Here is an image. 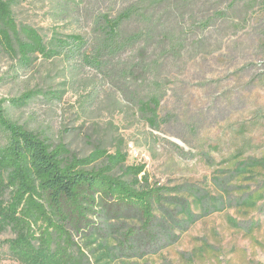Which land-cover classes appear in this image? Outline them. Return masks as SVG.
<instances>
[{
    "label": "rangeland",
    "instance_id": "rangeland-1",
    "mask_svg": "<svg viewBox=\"0 0 264 264\" xmlns=\"http://www.w3.org/2000/svg\"><path fill=\"white\" fill-rule=\"evenodd\" d=\"M4 1L22 40L25 25L45 42L29 61L0 45V98H22L10 120L65 166L159 192L148 228L106 205L75 236L86 264H264V0ZM23 231L54 264L34 213ZM15 238L0 227V264H28Z\"/></svg>",
    "mask_w": 264,
    "mask_h": 264
},
{
    "label": "trees",
    "instance_id": "trees-1",
    "mask_svg": "<svg viewBox=\"0 0 264 264\" xmlns=\"http://www.w3.org/2000/svg\"><path fill=\"white\" fill-rule=\"evenodd\" d=\"M8 7V2L0 0L2 50L10 55L26 57V61L30 60L29 53L44 54L45 42L32 28L21 25L22 34L29 40L21 39ZM138 8L136 10H146L144 7ZM127 17L129 14L122 15V18ZM103 19L96 23L97 27L103 26ZM121 32L120 29L116 31L117 37ZM71 38L80 40L75 35ZM62 40L57 36L53 38L54 42ZM123 45L124 43L105 45L95 48V51L113 53ZM96 65L99 66L100 63ZM21 99L0 98V132L8 138L3 154L0 153V227L6 225L14 230L16 238L11 246L17 249L21 257L28 264H50L39 262L33 257V246L27 241L23 231L31 213L55 236L54 264H86L85 254L75 242V236L82 235L85 229H92L93 218L102 217L106 205L117 209H135L143 222L142 227L148 228L154 217L152 201L158 200L159 192H139L103 171L63 165L57 149L50 148L8 117L6 107L19 104ZM3 168L11 169L15 189L4 182ZM21 202L22 209L19 213L15 207Z\"/></svg>",
    "mask_w": 264,
    "mask_h": 264
}]
</instances>
